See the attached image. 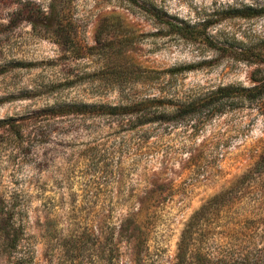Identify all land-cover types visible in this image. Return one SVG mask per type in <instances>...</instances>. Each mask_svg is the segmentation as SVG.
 <instances>
[{
    "label": "rangeland",
    "instance_id": "1",
    "mask_svg": "<svg viewBox=\"0 0 264 264\" xmlns=\"http://www.w3.org/2000/svg\"><path fill=\"white\" fill-rule=\"evenodd\" d=\"M138 1L0 0V264H174L193 213L264 148L259 105L181 108L220 85H250L252 68L199 53L144 12L244 40L264 19L228 8L264 0ZM51 2L63 21L36 27L35 6ZM152 97L164 99L113 117L47 113ZM10 215L21 232L15 257L4 248Z\"/></svg>",
    "mask_w": 264,
    "mask_h": 264
},
{
    "label": "trees",
    "instance_id": "2",
    "mask_svg": "<svg viewBox=\"0 0 264 264\" xmlns=\"http://www.w3.org/2000/svg\"><path fill=\"white\" fill-rule=\"evenodd\" d=\"M133 6H141L138 0H124ZM45 10L42 6H35L32 22L36 27L52 29L51 17L63 21L62 10L51 2ZM145 8V7H144ZM232 18L254 23L264 19V1L239 3L228 8ZM144 12L158 24L166 27L169 33L187 40L204 53L215 50L216 58L226 59L228 62H243L252 68L249 79L250 85L241 83L220 85L209 96L199 97L183 102L181 108L209 107L223 113L225 108H242L244 106L259 105L264 114V30L257 33L250 31L247 39L236 40L224 38L223 35L202 33L189 30L175 19L144 9ZM64 22L57 24L58 28ZM72 25V23H68ZM61 32L55 35L60 38ZM75 56H85L82 47H74ZM82 49V51H81ZM107 53V52H106ZM163 97H152L128 106H94L89 104L69 103L58 108L48 109L51 118L64 115L88 116L93 110H102V115L113 117L122 114L123 110L150 104L157 106ZM177 114V111H174ZM189 114V112H186ZM94 114V113H92ZM125 115V113H123ZM186 114V115H187ZM236 215L233 214V209ZM231 212L232 220H228L226 229L216 232L223 218ZM13 215V214H12ZM8 218L4 248L9 256H16L21 242V232ZM230 224V225H228ZM23 261V259H18ZM174 264H264V148L259 153L253 165L237 177L228 187L210 196L193 213L182 231Z\"/></svg>",
    "mask_w": 264,
    "mask_h": 264
}]
</instances>
